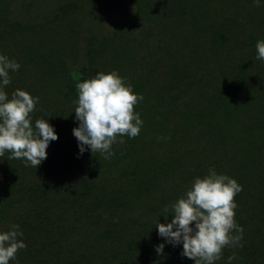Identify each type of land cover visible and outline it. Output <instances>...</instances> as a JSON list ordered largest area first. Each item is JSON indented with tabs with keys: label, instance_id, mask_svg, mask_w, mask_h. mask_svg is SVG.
<instances>
[{
	"label": "trees",
	"instance_id": "1",
	"mask_svg": "<svg viewBox=\"0 0 264 264\" xmlns=\"http://www.w3.org/2000/svg\"><path fill=\"white\" fill-rule=\"evenodd\" d=\"M260 40L264 0H0V54L20 65L4 90L39 97L33 127L58 134L38 168L0 157V231L27 245L9 264H195L155 225L210 169L242 186L243 246L215 264H264ZM111 71L143 96V125L110 159L80 154L76 84Z\"/></svg>",
	"mask_w": 264,
	"mask_h": 264
},
{
	"label": "clouds",
	"instance_id": "2",
	"mask_svg": "<svg viewBox=\"0 0 264 264\" xmlns=\"http://www.w3.org/2000/svg\"><path fill=\"white\" fill-rule=\"evenodd\" d=\"M256 7L261 0H253ZM256 59L264 60V40L256 44ZM19 63L0 54V157L6 152L11 159H22L26 166L38 168L47 158L50 141L58 139L52 125L46 119H37L33 127L30 114L35 110L39 97L28 91L16 89L9 98L4 90L11 83L10 72L17 71ZM78 100L75 101V119L79 126L73 129L80 154L91 149L110 159L114 143H124L118 137L135 138L139 135L143 120L135 106L143 100L130 84H126L117 71L100 72L94 78L76 84ZM242 186L235 178L218 174L210 169L203 177H196L178 200L164 209L165 219L172 215L170 223H156L158 233L173 246L182 243L181 255L195 264H215L221 259L225 247H242L243 228L235 221L237 204L235 196ZM194 225V226H193ZM239 233L233 235V233ZM23 232L19 225L8 231H0V264H9L20 249L27 247L19 239ZM162 254L164 244L156 247ZM235 256L229 257V262Z\"/></svg>",
	"mask_w": 264,
	"mask_h": 264
}]
</instances>
